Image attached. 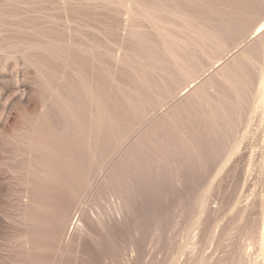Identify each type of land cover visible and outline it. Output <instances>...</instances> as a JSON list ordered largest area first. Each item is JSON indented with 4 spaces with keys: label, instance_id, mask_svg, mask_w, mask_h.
<instances>
[{
    "label": "rangeland",
    "instance_id": "374dc122",
    "mask_svg": "<svg viewBox=\"0 0 264 264\" xmlns=\"http://www.w3.org/2000/svg\"><path fill=\"white\" fill-rule=\"evenodd\" d=\"M0 264H264V0H0Z\"/></svg>",
    "mask_w": 264,
    "mask_h": 264
}]
</instances>
